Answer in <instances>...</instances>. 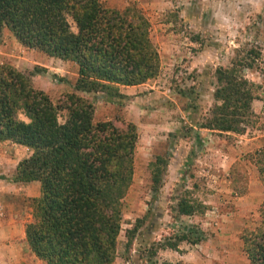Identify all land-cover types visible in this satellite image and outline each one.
Masks as SVG:
<instances>
[{
  "label": "rangeland",
  "instance_id": "374dc122",
  "mask_svg": "<svg viewBox=\"0 0 264 264\" xmlns=\"http://www.w3.org/2000/svg\"><path fill=\"white\" fill-rule=\"evenodd\" d=\"M101 1L112 8H139L150 20L160 58L154 78L136 86L121 85V95L77 91L93 103L94 121L108 120L117 126L131 121L139 135L118 252L107 264H249L241 235L258 224L264 203L256 161L264 145V0ZM240 59L250 63L243 64L242 72L253 83L256 96L252 121L243 133L204 127L213 105L219 102L214 95L216 68ZM0 63L12 64L25 73L37 66L31 84L53 101L73 91L77 76L73 62L28 48L7 31L0 42ZM0 142L13 155L30 153L24 145ZM170 146L171 155L167 156ZM157 155L167 162L161 165L162 182L153 195L149 163ZM14 174L0 172L1 214L5 203L8 210L22 211L21 217L6 212L4 221L0 220V246L10 247L0 248V264H24L17 261L20 255L29 257V264H45L30 251L24 233L32 197L39 193L33 196L32 191L30 197L17 194L7 184ZM181 196L195 197L207 207L202 213L178 214L175 204ZM143 214L129 252H123L124 230ZM6 228L13 236L4 233ZM176 228L192 231L200 240L180 241L176 249L154 248L155 241H163Z\"/></svg>",
  "mask_w": 264,
  "mask_h": 264
},
{
  "label": "trees",
  "instance_id": "16d2710c",
  "mask_svg": "<svg viewBox=\"0 0 264 264\" xmlns=\"http://www.w3.org/2000/svg\"><path fill=\"white\" fill-rule=\"evenodd\" d=\"M151 30L149 18L132 5L118 9L101 0H0V42L7 31L22 45L77 67L73 91L53 101L31 84L37 66L25 73L0 63V141L29 149L11 180L40 183L24 233L30 251L45 264H107L118 252L139 135L131 121L122 126L94 121L93 103L77 91L121 95V85L154 78L160 58ZM243 64L250 65L240 59L216 68L214 95L219 102L204 127L243 133L252 121L256 96ZM171 150L170 146L167 156ZM256 161L264 185V145ZM166 162L157 155L149 163L153 195ZM206 207L191 196H181L175 204L178 214L188 216ZM144 216L124 230L123 252H129ZM241 238L249 264H264V203L258 224L245 229ZM199 240L192 231L176 228L163 241H155L154 248L176 249L180 241Z\"/></svg>",
  "mask_w": 264,
  "mask_h": 264
},
{
  "label": "crops",
  "instance_id": "0c3cea01",
  "mask_svg": "<svg viewBox=\"0 0 264 264\" xmlns=\"http://www.w3.org/2000/svg\"><path fill=\"white\" fill-rule=\"evenodd\" d=\"M136 85H139V84H136ZM136 85H125V86L131 87V86H136ZM24 154L25 153L18 154V152H17V153H15V155H13L11 153V151L7 150V148H2V143L0 142V162L2 163L0 166V172H5V170H8L9 174L14 173L18 161L21 158H23L24 156H26V154L25 155ZM7 184L12 185L13 190H15V192L17 194H25V197H30L32 195V191H33V196L37 195L39 193V183H37L36 181H30L27 183H18V182L11 181V182H7ZM32 188H33V190H32ZM35 188H37V189H35ZM18 190H21V191H18ZM2 208L4 209V214L7 212L10 215L21 217L22 211L20 209L15 208L13 210V208H11L8 210L6 208V203L2 206ZM4 214L3 213L1 214V212H0V220L4 221V216H3ZM13 221H15V220L13 219ZM2 225L3 224L0 223V227H1L0 233H3ZM10 231L11 230L8 231V228H6V231H4V233L7 235H10V236H13V233L12 232L10 233ZM0 248H1V250H8L10 247H6V246L1 245ZM29 255L31 256V258L35 259L31 253H29ZM29 259H30L29 257L21 256V255L17 257V261L20 263H24V264H27V263L29 264ZM36 259H38V258H36ZM38 261H39V259H38Z\"/></svg>",
  "mask_w": 264,
  "mask_h": 264
}]
</instances>
